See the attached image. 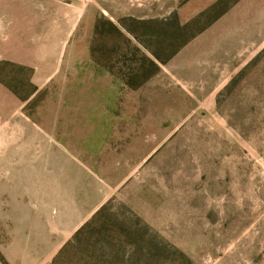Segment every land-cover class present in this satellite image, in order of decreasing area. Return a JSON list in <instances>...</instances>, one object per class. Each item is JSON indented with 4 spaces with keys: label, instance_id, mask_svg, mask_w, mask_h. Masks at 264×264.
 I'll return each mask as SVG.
<instances>
[{
    "label": "rangeland",
    "instance_id": "374dc122",
    "mask_svg": "<svg viewBox=\"0 0 264 264\" xmlns=\"http://www.w3.org/2000/svg\"><path fill=\"white\" fill-rule=\"evenodd\" d=\"M143 58L168 60L129 88ZM108 201L152 264H264V0H0V264L45 263Z\"/></svg>",
    "mask_w": 264,
    "mask_h": 264
},
{
    "label": "trees",
    "instance_id": "16d2710c",
    "mask_svg": "<svg viewBox=\"0 0 264 264\" xmlns=\"http://www.w3.org/2000/svg\"><path fill=\"white\" fill-rule=\"evenodd\" d=\"M181 28L182 30L187 29L188 26ZM116 32L120 33L121 31L115 24L105 21L103 18H98L95 22L94 38L91 45L93 62L106 66V68L110 66L112 74H114L113 69L116 66L111 65L102 46L108 35L114 34L113 36L117 37ZM183 45L184 43L178 49L182 48ZM123 49L119 48L118 51H123ZM98 54L100 55L99 58L97 57ZM105 57L108 58L107 62L101 60ZM167 60H161L158 63L151 58H143L141 62H136V71L132 69L134 72H129L126 85L132 89L140 88L158 72L160 65L165 64ZM117 63L121 64L122 67L120 68L124 69V59ZM121 78H123L124 83V74ZM111 208V201L104 204L62 246L49 264H122L123 261L124 264H132L130 262L135 260V264H137V260L142 261L144 264L160 263L165 253L162 248L158 247L159 243L156 245L155 240L152 239L146 241L147 244L143 245L144 239L139 242L136 236H133L134 232L135 234L145 235L147 227L137 224L135 230H133V227H127L123 221L114 217ZM142 231L144 232L142 233ZM131 238L134 239L129 241ZM170 258L171 256L169 258L165 257L162 264H190L189 259L182 254H179L177 259Z\"/></svg>",
    "mask_w": 264,
    "mask_h": 264
},
{
    "label": "crops",
    "instance_id": "0c3cea01",
    "mask_svg": "<svg viewBox=\"0 0 264 264\" xmlns=\"http://www.w3.org/2000/svg\"><path fill=\"white\" fill-rule=\"evenodd\" d=\"M101 205H102V203L90 214L91 216L92 215H94L95 213H96V211L101 207ZM80 212V211H79ZM61 247V246H60ZM54 256H50V258H48V259H46V262L45 263H42V264H47V263H49L51 260H52V258H53Z\"/></svg>",
    "mask_w": 264,
    "mask_h": 264
}]
</instances>
